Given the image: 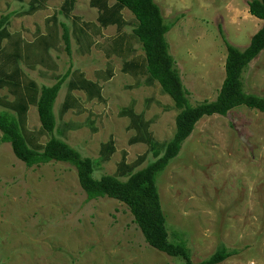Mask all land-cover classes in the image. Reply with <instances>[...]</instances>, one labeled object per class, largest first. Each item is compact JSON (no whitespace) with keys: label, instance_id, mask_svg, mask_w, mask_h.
I'll use <instances>...</instances> for the list:
<instances>
[{"label":"rangeland","instance_id":"rangeland-1","mask_svg":"<svg viewBox=\"0 0 264 264\" xmlns=\"http://www.w3.org/2000/svg\"><path fill=\"white\" fill-rule=\"evenodd\" d=\"M154 1L166 20L179 18L167 40L191 103L216 100L226 78L223 36L245 50L264 25L249 12L252 0ZM12 3L0 0V19L12 11ZM42 19L31 18L24 27L43 25ZM112 35L100 41L103 49L92 59L102 63L98 67L91 59L82 63L72 50L56 61L60 71L80 68L92 80L95 70L111 62L115 77L102 84L105 102H88L82 95L80 114L61 117L62 94L54 109L55 134L93 160L97 179L111 175L126 181L164 153L179 111L157 84L150 87L145 78L122 73L126 60L142 54L141 45L135 44V54L112 58L107 55ZM23 70L27 79L51 84ZM0 72L3 76L2 55ZM244 83L248 93L264 97V52L246 69ZM27 127L34 139L47 143L38 136L36 109ZM1 137L0 132V264H185L150 247L126 205L89 200L73 166L52 162L28 168ZM158 188L170 240L186 242L193 264L223 248L231 255L221 264H264L263 113L243 107L226 117L204 118L159 177Z\"/></svg>","mask_w":264,"mask_h":264},{"label":"trees","instance_id":"trees-1","mask_svg":"<svg viewBox=\"0 0 264 264\" xmlns=\"http://www.w3.org/2000/svg\"><path fill=\"white\" fill-rule=\"evenodd\" d=\"M118 2L122 7L128 8L138 21L134 34L145 53V70L149 85L157 84L162 92L172 99L179 111L175 136L166 146L164 153L162 155L156 153L157 160L132 174L126 181L111 175L97 179L93 160L84 157L55 134L57 128L55 103L68 78V72L58 78L53 86L36 90L35 97L31 101L37 106L41 124L38 136L46 137L47 143L42 144L40 140L34 139L33 134L28 130L29 104L19 100L11 103L6 96L0 94V107L5 110L0 112L1 142L10 144L15 157L28 168L52 162L70 164L77 170L80 186L89 200L109 198L123 203L133 215L135 224L150 247L171 258H181L185 264H193L192 250L186 242L179 238L170 240L158 180L172 161L179 156L183 145L204 118L226 117L231 111L243 107L264 114V97L248 93L244 83L246 69L264 52V25L245 50L231 45L223 36L227 48L226 78L219 95L214 101L193 105L176 68L167 40V35L177 26L179 18L174 21L166 20L154 0H118ZM249 12L255 18L264 21V0H252L249 3ZM10 19L11 15L0 19V51ZM64 40L70 55L71 42L68 34L65 35ZM0 55L3 56L1 52ZM6 87V80L0 73V91ZM128 114L132 120L136 119L132 108ZM230 255L231 253L223 248L200 264H221Z\"/></svg>","mask_w":264,"mask_h":264},{"label":"crops","instance_id":"crops-1","mask_svg":"<svg viewBox=\"0 0 264 264\" xmlns=\"http://www.w3.org/2000/svg\"><path fill=\"white\" fill-rule=\"evenodd\" d=\"M12 1V11L4 15H11V19L7 25L2 50L0 51L3 54V77L7 85L4 89L5 94H1V91L4 90H1L0 94L6 96V99L11 103L19 100L29 104L28 121L30 111L37 110L36 104L31 103L36 90L53 86L58 78L68 72V78L64 82L56 101L58 104L60 96L64 94L59 105L61 117H65L69 113H81L80 109L83 107L82 95L85 96L88 102H105L102 84L111 81L115 77V66L111 62H107L104 70H102L103 65L95 70L96 78L92 80L80 68L69 69L66 73L60 71L56 61L61 60L60 56L66 53L64 40L66 34L70 38L71 50L76 51L82 63L87 59L93 61L95 53H98L97 50L103 49L100 41L106 39L108 32L113 35L107 39L112 43V47L107 50V55L111 53L112 58L119 59L120 56L135 54L136 51L133 49L135 44L141 45V43L134 34L138 21L133 13L128 8L122 7L118 0ZM125 14L133 15L134 20L130 21ZM38 15L43 18V25L36 26L34 29L24 27V23L30 24L31 18ZM53 50L56 51L57 56L51 53ZM141 52L142 54L137 57L124 62L122 73L125 75L130 73L137 78H145L144 82L149 85L145 70L146 58L142 45ZM106 57L108 58V56ZM93 62H95V67L102 64L96 61ZM23 66L36 72L37 75H41L51 84L27 79L26 74L24 76L23 73ZM39 69L42 71H38Z\"/></svg>","mask_w":264,"mask_h":264}]
</instances>
